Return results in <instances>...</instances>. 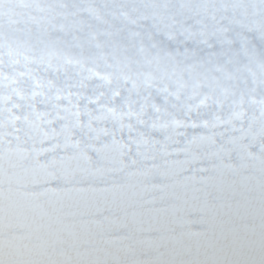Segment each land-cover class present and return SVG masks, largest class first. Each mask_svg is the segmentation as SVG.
Returning a JSON list of instances; mask_svg holds the SVG:
<instances>
[{
    "label": "snow or ice",
    "instance_id": "obj_1",
    "mask_svg": "<svg viewBox=\"0 0 264 264\" xmlns=\"http://www.w3.org/2000/svg\"><path fill=\"white\" fill-rule=\"evenodd\" d=\"M0 264H264V0H0Z\"/></svg>",
    "mask_w": 264,
    "mask_h": 264
}]
</instances>
